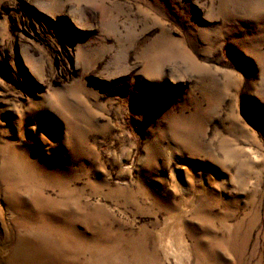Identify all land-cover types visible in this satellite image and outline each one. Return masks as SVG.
<instances>
[{
  "label": "rangeland",
  "instance_id": "rangeland-1",
  "mask_svg": "<svg viewBox=\"0 0 264 264\" xmlns=\"http://www.w3.org/2000/svg\"><path fill=\"white\" fill-rule=\"evenodd\" d=\"M0 264H264V0H0Z\"/></svg>",
  "mask_w": 264,
  "mask_h": 264
},
{
  "label": "bare ground",
  "instance_id": "bare-ground-1",
  "mask_svg": "<svg viewBox=\"0 0 264 264\" xmlns=\"http://www.w3.org/2000/svg\"><path fill=\"white\" fill-rule=\"evenodd\" d=\"M46 228V227H45ZM62 237V236H61ZM77 239V238H76ZM64 243H67V241L63 240ZM134 244V243H133Z\"/></svg>",
  "mask_w": 264,
  "mask_h": 264
}]
</instances>
